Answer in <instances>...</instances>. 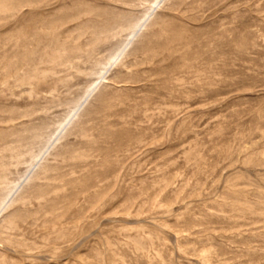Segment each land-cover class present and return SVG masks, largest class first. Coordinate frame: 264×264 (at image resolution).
Segmentation results:
<instances>
[{"label":"rangeland","instance_id":"obj_1","mask_svg":"<svg viewBox=\"0 0 264 264\" xmlns=\"http://www.w3.org/2000/svg\"><path fill=\"white\" fill-rule=\"evenodd\" d=\"M0 264H264V0H0Z\"/></svg>","mask_w":264,"mask_h":264},{"label":"bare ground","instance_id":"obj_2","mask_svg":"<svg viewBox=\"0 0 264 264\" xmlns=\"http://www.w3.org/2000/svg\"><path fill=\"white\" fill-rule=\"evenodd\" d=\"M154 10V8H152V10H151V12H150V14L149 15H151V13H152V11ZM143 20L142 21H140L136 26H135V28H134V30H133V33H135L142 25H143ZM118 57H120V55H117ZM112 64V63H111ZM111 64H109L108 65V67L106 68V70L105 71H109L108 69H109V67H110V65ZM106 73V72H105ZM104 77V73L102 74V76H100L99 77V79H98V81L88 90V92H87V96H89V95H91L95 90H96V88L98 87V85L100 84V81L102 80V78ZM82 105V104H81ZM79 107H80V105L78 106V108H77V110L79 109ZM77 114L75 113L74 115H72L69 119H68V121L64 124V126L63 127H65L68 123H69V121H70V119H72L73 117H75ZM32 169V168H31ZM9 202V201H8ZM3 209V208H2Z\"/></svg>","mask_w":264,"mask_h":264}]
</instances>
